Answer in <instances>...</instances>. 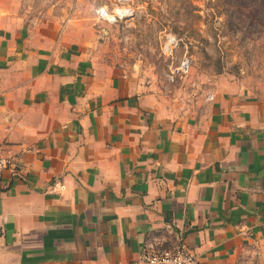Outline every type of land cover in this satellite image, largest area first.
Returning <instances> with one entry per match:
<instances>
[{
	"label": "crops",
	"instance_id": "1",
	"mask_svg": "<svg viewBox=\"0 0 264 264\" xmlns=\"http://www.w3.org/2000/svg\"><path fill=\"white\" fill-rule=\"evenodd\" d=\"M0 0V264H131L264 240V101L219 77L187 104ZM208 96L212 98L208 99Z\"/></svg>",
	"mask_w": 264,
	"mask_h": 264
},
{
	"label": "rangeland",
	"instance_id": "2",
	"mask_svg": "<svg viewBox=\"0 0 264 264\" xmlns=\"http://www.w3.org/2000/svg\"><path fill=\"white\" fill-rule=\"evenodd\" d=\"M104 6L132 14L103 22ZM22 7L33 26L65 32L96 61L154 85L172 103L210 93L219 77L264 101V0H23ZM185 55L189 74L172 80ZM229 264H264V240L244 245Z\"/></svg>",
	"mask_w": 264,
	"mask_h": 264
},
{
	"label": "built area",
	"instance_id": "3",
	"mask_svg": "<svg viewBox=\"0 0 264 264\" xmlns=\"http://www.w3.org/2000/svg\"><path fill=\"white\" fill-rule=\"evenodd\" d=\"M132 14L130 8L118 7L111 11L109 7L104 6L99 10L98 18L105 22H118L124 17ZM192 68V60L185 55L173 72L171 79L175 80L189 74ZM212 96H208V99ZM15 167L14 159L6 153L3 147H0V184L3 181L6 170ZM131 264H199L196 255L183 242L169 248H158L155 244L149 243L142 250L139 258Z\"/></svg>",
	"mask_w": 264,
	"mask_h": 264
}]
</instances>
